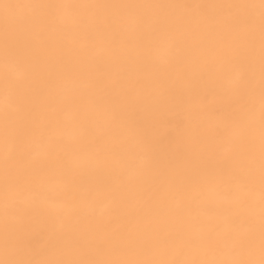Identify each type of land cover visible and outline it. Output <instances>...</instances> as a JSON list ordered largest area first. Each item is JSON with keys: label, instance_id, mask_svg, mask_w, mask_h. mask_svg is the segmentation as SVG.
<instances>
[{"label": "bare ground", "instance_id": "obj_1", "mask_svg": "<svg viewBox=\"0 0 264 264\" xmlns=\"http://www.w3.org/2000/svg\"><path fill=\"white\" fill-rule=\"evenodd\" d=\"M6 2L256 7L234 9L235 26L216 8L205 18L187 7H81L60 10L61 25L47 19L46 9L21 8L12 15L31 22L9 28L7 54L0 7V260L228 259L218 249L199 246L203 220L197 221L190 203L200 191L208 203L219 201L225 166L250 185L245 200L251 207L221 208L250 222L258 244L260 0ZM249 15L256 21L251 39ZM42 31L45 37L39 39ZM6 65L26 69L18 86L6 88ZM249 72L256 155L251 181L246 170L253 129L246 113L233 121L237 106L231 99L240 84L237 75L247 78ZM9 75L15 81L18 73ZM39 136L51 140L53 154L30 177L34 190L28 197L32 216L26 243L6 255L5 154L16 150L18 138ZM163 238L170 240L167 247L158 243ZM127 240L148 244L114 255L111 249Z\"/></svg>", "mask_w": 264, "mask_h": 264}, {"label": "snow or ice", "instance_id": "obj_2", "mask_svg": "<svg viewBox=\"0 0 264 264\" xmlns=\"http://www.w3.org/2000/svg\"><path fill=\"white\" fill-rule=\"evenodd\" d=\"M0 7L5 11L6 21V41L5 51H9L7 32L10 27H21L30 23V18L13 16L17 9L35 8L48 10L47 19L55 24H62V17L58 14L64 9H79L81 7L91 8H120V9H138V8H172L187 7L195 10L201 17L209 16V9L216 8L223 12L227 21L233 26L239 23V16L233 14L234 9L255 8L256 5H238V4H194V5H69V4H37L20 5L8 3L6 0H0ZM260 34H261V79H260V116H259V174L261 183V201H260V232L259 240L254 235V226L250 222L222 209L221 205H245L251 207V203L245 200L250 192V185L241 183L237 180L232 169L225 166L217 187L219 201L208 203L206 194L200 191L191 198V205L196 209L198 215L197 221L203 220L202 236L200 247L205 251L218 249L230 258L228 259H191L180 261H153L138 259H68L58 261H25L6 258L0 260V264H264V0H260ZM248 23L253 29L249 33L250 39L254 36L255 17L249 15ZM45 33L38 34L39 39H44ZM251 63V62H250ZM15 71L18 73L17 79L13 81L9 73ZM26 78V69L22 67L9 68L6 65L5 85L7 87L18 86ZM240 81L238 87L231 91L232 102L237 106L232 113L233 121H239L242 113L247 114V121L252 127L250 134L249 167L246 170L248 180L251 181L254 176L256 155H255V105L253 102L254 87L253 76L248 73L247 78L243 74L237 75ZM9 135V126L7 123V105H6V124L5 140ZM71 146H66L70 148ZM121 148L124 145L120 146ZM230 146L225 145V151H230ZM53 154L51 140L48 137H34L32 141H26L18 138L15 151H6L5 154V197H6V215H5V251L6 255L14 254L15 251L26 243V233L30 227L32 210L28 203V197L33 192V184L30 177L37 170H42L47 158ZM9 208L11 211L9 212ZM79 243V242H78ZM158 243L167 247L170 243L168 238H163ZM148 241L127 240L122 241L116 247H113L112 253L119 255L127 248L147 245ZM83 246V245H81ZM259 253V258L256 253Z\"/></svg>", "mask_w": 264, "mask_h": 264}]
</instances>
